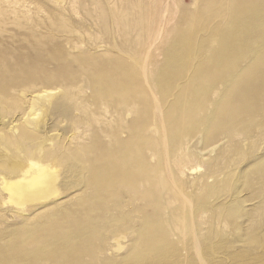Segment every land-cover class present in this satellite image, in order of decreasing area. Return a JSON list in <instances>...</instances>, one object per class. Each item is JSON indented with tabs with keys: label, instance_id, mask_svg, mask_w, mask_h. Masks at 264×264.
<instances>
[{
	"label": "rangeland",
	"instance_id": "rangeland-1",
	"mask_svg": "<svg viewBox=\"0 0 264 264\" xmlns=\"http://www.w3.org/2000/svg\"><path fill=\"white\" fill-rule=\"evenodd\" d=\"M201 262L264 264V0H0V264Z\"/></svg>",
	"mask_w": 264,
	"mask_h": 264
},
{
	"label": "bare ground",
	"instance_id": "bare-ground-1",
	"mask_svg": "<svg viewBox=\"0 0 264 264\" xmlns=\"http://www.w3.org/2000/svg\"><path fill=\"white\" fill-rule=\"evenodd\" d=\"M48 93H50V92H48ZM54 94H55V92H54ZM43 96H44V93H43ZM54 176H55V171H49L47 169H42L39 172L38 178L32 184L26 185V184H23V183H8V182H5L4 185H3V189L8 192V197L11 200L12 203L23 207L24 205H26L29 202L33 203V202L30 201V200H32V198H34V199L36 198L37 200H45V199L49 198V196L53 195L54 194L53 193V186H54V178H55ZM73 198H75V197H73ZM30 220H31V218H30ZM116 237L117 236H115V238ZM116 239H115V241L117 243L118 240H116ZM112 242H114V241H112ZM118 244H119V242L117 243V245ZM115 246H116V244H115ZM48 248H52L53 249L54 247L50 246ZM117 248H118V246H117ZM66 256H67V254H66ZM199 259H200V257H199ZM201 263L203 264V262H201Z\"/></svg>",
	"mask_w": 264,
	"mask_h": 264
}]
</instances>
